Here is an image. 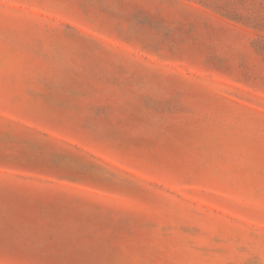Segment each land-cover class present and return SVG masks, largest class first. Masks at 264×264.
I'll list each match as a JSON object with an SVG mask.
<instances>
[{
    "label": "rangeland",
    "instance_id": "obj_1",
    "mask_svg": "<svg viewBox=\"0 0 264 264\" xmlns=\"http://www.w3.org/2000/svg\"><path fill=\"white\" fill-rule=\"evenodd\" d=\"M0 264H264V0H0Z\"/></svg>",
    "mask_w": 264,
    "mask_h": 264
}]
</instances>
